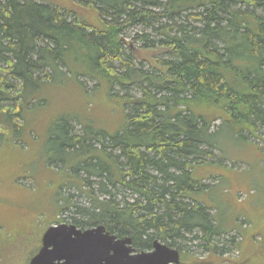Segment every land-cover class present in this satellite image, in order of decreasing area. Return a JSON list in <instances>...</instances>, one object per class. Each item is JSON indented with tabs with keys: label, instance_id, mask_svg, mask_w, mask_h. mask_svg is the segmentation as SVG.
Returning <instances> with one entry per match:
<instances>
[{
	"label": "trees",
	"instance_id": "1",
	"mask_svg": "<svg viewBox=\"0 0 264 264\" xmlns=\"http://www.w3.org/2000/svg\"><path fill=\"white\" fill-rule=\"evenodd\" d=\"M67 3L0 0V129L21 130L47 87L96 80L94 101L121 122L114 133L96 127L88 100L54 120L57 212L81 230L104 226L130 237L137 250L155 241H199L209 250L239 225L224 227L219 211L196 200L210 190L196 168L214 164L216 151L223 157L226 142L264 144V0ZM134 29L141 31L125 42ZM148 52L153 63L140 59ZM242 213L251 217L249 208ZM38 237L26 259L15 254L24 242L2 244L9 253L0 264H29Z\"/></svg>",
	"mask_w": 264,
	"mask_h": 264
},
{
	"label": "rangeland",
	"instance_id": "2",
	"mask_svg": "<svg viewBox=\"0 0 264 264\" xmlns=\"http://www.w3.org/2000/svg\"><path fill=\"white\" fill-rule=\"evenodd\" d=\"M39 1L68 5L67 0ZM140 31H127L125 42H132ZM152 57L153 53L148 52L140 59L146 58L153 63ZM96 84V80L79 77L78 83L74 78H68L63 84L49 86L37 95L44 103L25 114L21 130L0 129V248L2 244L5 248L8 242H24L19 249L17 243L13 246L17 249V257L26 259L32 248L31 245L28 250L29 244L39 240L38 235L42 239L50 226L74 224L70 213L57 212L56 193L62 175L57 173L56 165L49 164L51 158H59L51 151L48 130L54 120L67 112L78 113L81 103L88 100L89 112L96 109L95 117H89L96 127L110 133L119 127L121 119L116 111L106 112L102 104L94 101ZM80 118L78 116L73 123L78 132L81 130ZM3 120L12 126L8 116ZM30 131L32 136H29ZM223 147V157L216 151L219 157L214 158V164L196 168V176L210 188L208 192L198 194L196 200L211 208L212 214L219 211L224 227L234 226L236 219L239 226L227 228L209 250L200 246L199 241L171 246L180 251L182 264H264V144L251 138L247 144L239 146L226 142ZM63 192L76 194L68 188ZM246 208L250 209L251 217L242 213ZM8 253L0 249V262Z\"/></svg>",
	"mask_w": 264,
	"mask_h": 264
},
{
	"label": "water",
	"instance_id": "3",
	"mask_svg": "<svg viewBox=\"0 0 264 264\" xmlns=\"http://www.w3.org/2000/svg\"><path fill=\"white\" fill-rule=\"evenodd\" d=\"M30 264H181V253L159 241L152 251L135 253L130 237L119 239L104 226L81 230L59 224L44 233Z\"/></svg>",
	"mask_w": 264,
	"mask_h": 264
},
{
	"label": "flooded vegetation",
	"instance_id": "4",
	"mask_svg": "<svg viewBox=\"0 0 264 264\" xmlns=\"http://www.w3.org/2000/svg\"><path fill=\"white\" fill-rule=\"evenodd\" d=\"M153 250V248L151 249V250H148V249H145V250H137V249H135V253H140V252H150V251H152Z\"/></svg>",
	"mask_w": 264,
	"mask_h": 264
},
{
	"label": "bare ground",
	"instance_id": "5",
	"mask_svg": "<svg viewBox=\"0 0 264 264\" xmlns=\"http://www.w3.org/2000/svg\"><path fill=\"white\" fill-rule=\"evenodd\" d=\"M127 238V237H126Z\"/></svg>",
	"mask_w": 264,
	"mask_h": 264
}]
</instances>
